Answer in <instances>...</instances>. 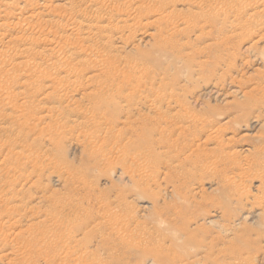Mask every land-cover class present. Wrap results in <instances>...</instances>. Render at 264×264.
<instances>
[{
	"label": "rangeland",
	"instance_id": "rangeland-1",
	"mask_svg": "<svg viewBox=\"0 0 264 264\" xmlns=\"http://www.w3.org/2000/svg\"><path fill=\"white\" fill-rule=\"evenodd\" d=\"M13 1L0 0V264H264V203L250 204L264 166L249 202L227 199L228 161L264 142V106L243 110L264 98V1L213 0L208 40L191 20L209 0L184 5L171 46L158 0Z\"/></svg>",
	"mask_w": 264,
	"mask_h": 264
},
{
	"label": "bare ground",
	"instance_id": "bare-ground-1",
	"mask_svg": "<svg viewBox=\"0 0 264 264\" xmlns=\"http://www.w3.org/2000/svg\"><path fill=\"white\" fill-rule=\"evenodd\" d=\"M10 1H12V0H10ZM15 1V0H14ZM10 2L12 5L11 6H13V5H15V3L17 2ZM23 1V0H22ZM25 1V0H24ZM38 1V0H37ZM36 1V2H37ZM71 1V0H70ZM79 1V0H78ZM91 1V0H90ZM95 1V3H96V1L97 0H94ZM125 1V0H124ZM129 0H127V2H126V4H128L129 2H131V1H129ZM194 1H197V0H158V2H157V5L158 6H155L156 7V10H154V12L155 11H158V13L159 12H164V11H166V10H168V11H166L165 13H164V16H162L161 18H160V22L162 23V27H163V31H165L166 32V30L168 31V29H169V33L171 34V36H167V37H165V39L162 41V43L161 44H163V45H169V46H171L172 44H170L171 43V40L173 39V36H174V34L176 33V32H178V29H179V27H178V25H180L183 21H186V22H188L187 21V19L185 18V19H183V17H182V14L180 13L183 9H181V7L183 8V6L184 5H188V4H190L191 2L192 3H194ZM213 0H209V3H207V5H208V9H204L203 11H200L199 13H197V14H195V15H193L194 17H195V20H191V22L193 21L194 23H201V26H199L197 29H198V32H197V37L198 38H203V40H208L207 38H205L203 35H204V32H205V28L203 27V23L205 22V21H207V18H206V16L205 15H207V14H212V13H216L215 11L217 10L216 8H215V6L213 5V4H211V2H212ZM263 1L264 0H259V1H257V3L259 2L260 4H262L263 3ZM26 2H28V1H26ZM45 2V1H44ZM72 2V1H71ZM120 2V1H119ZM206 2V1H205ZM215 2H216V0H215ZM235 2H236V0H235ZM34 3V2H33ZM76 3V2H75ZM90 3H92V2H90ZM94 3V2H93ZM101 3H102V1H101ZM100 3V4H101ZM110 3V2H109ZM118 3V2H117ZM121 3V2H120ZM124 3V2H123ZM137 4H138V2H136ZM144 3V2H143ZM143 3H140L141 5L143 4ZM234 3V2H233ZM233 3H231V8L233 9V8H235V4H233ZM71 4V3H70ZM85 4V3H84ZM89 4V3H88ZM99 4V5H100ZM105 4H107V1L105 0ZM104 4V5H105ZM122 4V3H121ZM240 5H243L245 8L247 7H251V3H249L248 1L247 2H240L239 3ZM16 5H18L17 3H16ZM15 5V6H16ZM37 5V4H36ZM39 5V4H38ZM44 5H45V3H44ZM46 5H47V3H46ZM95 5V4H94ZM98 5V6H99ZM114 5V4H113ZM131 5V4H130ZM134 5V4H133ZM148 5V4H147ZM15 6H13V7H15ZM23 6V5H22ZM42 6H43V3H42ZM48 6L49 5H47V8H48ZM103 6V5H102ZM101 6V7H102ZM127 6V5H126ZM54 7V6H53ZM69 7H70V5H69ZM114 7V6H113ZM122 7V6H121ZM132 7V6H131ZM191 7V6H190ZM218 7V6H217ZM221 7V6H220ZM4 8H5V6H4ZM3 8V9H4ZM17 8V7H16ZM46 8V7H45ZM51 8V7H50ZM72 8H73V6H72ZM83 8V7H82ZM86 8V7H85ZM109 8H111V7H109ZM117 8V7H116ZM202 8V7H201ZM254 8V7H253ZM2 9V8H1ZM2 9V10H3ZM10 9L12 10V8L10 7ZM14 9V8H13ZM20 9H22L21 8V5H20V8H19V10ZM29 9V8H28ZM44 9V8H43ZM105 9V8H104ZM193 9V8H192ZM27 10V8L25 9V10H21L22 12H24V11H26ZM51 10H52V8H51ZM50 10V11H51ZM86 10V9H85ZM94 10V9H93ZM96 10H98V9H96ZM135 10V9H134ZM10 11V10H9ZM9 11H8V13H9ZM18 11V10H17ZM20 11V12H21ZM49 11V12H50ZM83 11V10H82ZM126 11V10H125ZM198 11V10H197ZM11 12V11H10ZM29 12V11H28ZM48 12V11H47ZM131 12V11H130ZM262 13H264V10H262L261 11ZM4 13H6V12H4ZM8 13H6V14H8ZM15 13V12H14ZM36 13V12H35ZM70 13V12H69ZM75 13V12H74ZM86 13V12H85ZM88 13V12H87ZM156 13V12H155ZM5 14V15H6ZM11 14V13H10ZM16 14V13H15ZM20 14V13H19ZM22 14L23 15H25V13H21V16H22ZM31 14V13H30ZM38 13H36V16L38 17V15H37ZM72 14V13H71ZM91 14V13H90ZM102 13H100V15H101ZM117 14V13H116ZM124 14V13H123ZM163 14V13H162ZM161 14V15H162ZM194 14V13H193ZM235 14V13H234ZM239 14V13H238ZM253 14V13H252ZM2 15V14H1ZM0 15V16H1ZM17 15V14H16ZM29 15V14H28ZM49 15V14H48ZM53 15V14H52ZM58 15V14H57ZM125 15V14H124ZM134 15V14H133ZM139 15V14H138ZM188 15V14H187ZM13 16V15H12ZM36 16L35 17H32L31 19L33 20V18H36ZM40 16H42L41 14H40ZM46 16V15H45ZM90 16V15H89ZM94 16H95V14H94ZM102 16V15H101ZM10 17H11V15H10ZM18 17H20V16H18ZM84 17H86V16H84ZM91 17V16H90ZM100 17V16H99ZM133 17V16H132ZM235 17V16H234ZM5 18V17H4ZM3 18V19H4ZM8 18V17H7ZM29 18V17H28ZM97 18V17H96ZM101 18V17H100ZM99 18V19H100ZM126 18V17H125ZM138 18H139V16H138ZM23 19V18H22ZM44 19V18H43ZM116 19L118 20L119 18H117L116 17ZM129 19V18H128ZM136 19V18H135ZM182 19H183V21H182ZM188 19H189V17H188ZM1 21H2V19H0ZM4 20H6V18L4 19ZM28 20V19H27ZM26 20V21H27ZM29 20H30V18H29ZM45 20V19H44ZM91 20V19H90ZM89 20V21H90ZM108 20H111L110 18L108 19ZM122 19H119V21H121ZM125 20V19H124ZM39 21H41V20H39ZM81 21V20H80ZM83 21V20H82ZM88 21V22H89ZM92 21V20H91ZM103 21V20H102ZM182 21V22H181ZM4 22H9V21H4ZM3 22V23H4ZM96 22H98V20L96 21ZM100 22V21H99ZM109 22V21H108ZM107 22V23H108ZM2 23V22H1ZM10 23H13V22H10ZM10 23H7L8 24V27L9 26H11V25H9ZM40 23V22H39ZM55 23V22H54ZM76 23V22H75ZM85 23V22H84ZM110 23V22H109ZM185 23V22H184ZM6 24V23H5ZM17 24V23H16ZM44 24V23H43ZM64 24V23H63ZM68 24V23H67ZM80 23H78L77 25H79ZM83 24V23H82ZM92 24H94V22L92 21ZM100 23H98V24H94V26H97V25H99ZM18 25V24H17ZM22 25V24H21ZM20 25V26H21ZM27 25V24H26ZM29 25V24H28ZM54 25V24H53ZM60 25H61V23H60ZM69 25V24H68ZM77 25L75 26V27H77ZM85 25V24H84ZM102 25V24H101ZM106 25V24H105ZM185 25V24H184ZM33 26V25H32ZM56 26V25H55ZM54 26V27H55ZM64 26V25H63ZM82 27H83V25H81ZM88 26V28H90V27H92V26H90L89 24L87 25ZM108 26H109V24H108ZM115 26H118V25H116L115 24ZM0 27H1V25H0ZM16 27V26H15ZM18 27V26H17ZM57 27V26H56ZM62 27V26H61ZM60 27V28H61ZM65 27V26H64ZM64 27H62L63 28V30H64ZM104 27V26H103ZM10 28V27H9ZM14 28V27H13ZM21 28V27H20ZM19 28V29H20ZM68 28V27H67ZM87 28V29H88ZM102 28V27H101ZM112 28V27H111ZM110 28V29H111ZM118 28V27H117ZM131 28V27H130ZM15 29V28H14ZM54 29V28H53ZM68 29H70V27L68 28ZM79 29H81L80 27H79ZM78 29V30H79ZM84 29V28H83ZM97 29H98V27H97ZM100 29V28H99ZM10 31H11V29H9ZM8 30V31H9ZM18 30V29H17ZM58 30V29H57ZM56 30V31H57ZM67 30V29H66ZM72 31L74 30V31H76L75 29H71ZM105 31H107V29H104ZM4 31H5V29H4ZM7 31V32H8ZM84 31H86V30H84ZM89 31H92V30H90L89 29ZM102 31H103V29H102ZM264 31V30H263ZM59 32V31H58ZM77 32V31H76ZM99 32V31H98ZM56 33V32H55ZM64 33H65V31H64ZM75 33V32H74ZM80 34H79V36L80 35H82V33L81 32H79ZM84 33V32H83ZM86 33V32H85ZM90 33V32H89ZM97 33V32H96ZM118 33V32H117ZM256 33H258V32H256ZM0 34H1V32H0ZM5 34V33H4ZM7 34V33H6ZM105 34V33H104ZM112 34V33H111ZM151 34V33H150ZM196 34V33H195ZM11 37L13 36V35H11V34H9ZM63 35V34H62ZM61 35V36H62ZM119 35V34H118ZM53 36V35H52ZM86 36V35H85ZM88 36H89V34H88ZM87 36V37H88ZM259 36H261V37H263V33L262 34H259ZM258 36V37H259ZM1 37H2V34H1V36H0V39H1ZM66 37V36H65ZM19 38V37H18ZM55 38V37H54ZM81 38V37H80ZM83 38H84V35H83ZM91 38V37H90ZM93 38H94V36H93ZM98 38V37H97ZM105 38V37H104ZM10 39V38H9ZM14 39V38H13ZM12 39V40H13ZM21 39V38H20ZM53 39V38H52ZM11 40V39H10ZM10 41V42H13V41ZM5 40H3V43L2 44H4L5 42H4ZM49 41V40H48ZM54 41V40H53ZM52 40H51V42H53ZM57 41V40H56ZM97 41V40H96ZM1 42V41H0ZM15 42V41H14ZM36 42V41H35ZM43 42V41H42ZM39 43V42H38ZM56 43V42H55ZM60 43V42H59ZM95 43V42H94ZM13 44V43H12ZM26 44V43H25ZM107 44V43H106ZM1 45V44H0ZM9 45V44H8ZM17 45V44H16ZM39 45V44H38ZM48 45H50V44H48ZM55 45V44H54ZM95 45V44H94ZM23 47V46H22ZM94 47V46H93ZM9 48V47H8ZM85 48V47H84ZM13 49V48H12ZM109 49V48H108ZM1 50V49H0ZM8 50V49H7ZM20 50V49H19ZM95 50V49H94ZM9 51V50H8ZM25 52H26V50H25ZM41 52V51H40ZM40 52H38V54L40 53ZM0 53H1V51H0ZM22 53V52H21ZM24 53V52H23ZM43 53H45V52H43ZM7 54V53H6ZM30 54V53H29ZM2 55L3 54H1V57H2ZM27 55V54H26ZM45 55V54H44ZM54 55V54H53ZM39 56H41L40 54H39ZM49 57H50V55H48ZM55 56H58V55H55ZM28 57V56H27ZM44 57V56H43ZM46 57H47V55H46ZM46 57H44V58H46ZM7 58V57H6ZM42 58V57H41ZM58 58V57H57ZM60 58V57H59ZM75 58V57H74ZM79 58H80V56H79ZM84 58H85V56H84ZM3 59H4V57H3ZM11 59H13L12 57H11ZM31 59V58H30ZM39 59V58H38ZM37 59V60H38ZM52 59V58H51ZM71 59V58H70ZM72 59H73V57H72ZM115 59V58H114ZM2 60V59H1ZM6 60V59H5ZM47 60V59H46ZM56 60V59H55ZM77 60V59H76ZM34 61V60H33ZM52 61V60H51ZM57 61V60H56ZM67 61V60H66ZM66 61H65V63H66ZM69 61V60H68ZM67 61V62H68ZM74 61V60H73ZM7 62H8V60H7ZM72 61H70V63H71ZM2 64H3V60H2V62H1ZM54 63H55V61H54ZM74 63V62H73ZM6 64V63H5ZM64 64V63H63ZM79 64V63H78ZM65 65V64H64ZM67 65V64H66ZM65 65V66H66ZM68 65H69V63H68ZM61 66V64L59 65V67ZM65 66H63V67H65ZM74 66V65H73ZM2 67V66H1ZM0 67V68H1ZM63 67H61L62 69L61 70H63ZM80 67H81V65H80ZM77 68V67H76ZM135 68H136V66H135ZM2 71H3V69H1ZM137 70V69H136ZM11 73V72H10ZM11 75H12V73H11ZM8 77H10V76H8ZM49 79H51V78H49ZM8 80V79H7ZM69 81H73V80H69ZM75 81V80H74ZM239 81H241V80H239ZM10 82V81H9ZM20 82V81H19ZM79 82V81H78ZM248 83L250 82V81H247ZM61 82H59V84H60ZM64 83V82H63ZM62 83V84H63ZM68 82H66V84H67ZM82 83H83V81H82ZM78 84V83H77ZM245 84V83H244ZM9 85V84H8ZM22 85V84H21ZM61 85V84H60ZM249 85V84H248ZM256 85L257 86H260L261 88H264V75H262L261 76V78L256 82ZM13 86H14V84H13ZM67 86V85H66ZM73 86V85H72ZM245 86H246V84H245ZM61 87V86H60ZM62 87H63V85H62ZM61 87V88H62ZM69 87V86H68ZM86 87V86H85ZM242 87V86H241ZM1 88H3V86L1 87ZM0 88V89H1ZM64 88V87H63ZM14 89V88H13ZM19 89H20V87H19ZM38 89V88H37ZM76 89H77V87H76ZM12 90V89H11ZM82 90V89H81ZM20 91V90H19ZM39 91V90H38ZM10 92V91H9ZM21 92H23V90H21ZM70 92V91H69ZM77 92H79V91H77ZM23 94V93H22ZM25 94V93H24ZM108 94V93H107ZM21 95V94H20ZM28 96V95H27ZM68 96V95H67ZM24 97V96H23ZM67 99L69 98V97H66ZM28 99V98H27ZM29 100V99H28ZM34 100V99H33ZM72 100V99H71ZM26 101V100H25ZM70 101V100H69ZM29 103V102H28ZM38 103V102H37ZM72 103V102H71ZM14 104H16V103H14ZM22 104V103H21ZM67 104V103H66ZM17 105V104H16ZM16 105H14V107H16ZM39 105V104H38ZM37 105V106H38ZM6 106V105H5ZM9 106H12V105H9ZM250 106V107H249ZM263 106H264V98L262 99V100H257L254 104H252V105H247V106H245L244 108H243V110H248L249 109V112H250V114H251V111L254 109V110H258V109H261V108H263ZM8 107V106H7ZM40 107H42V106H40ZM47 107V106H46ZM45 107V108H46ZM157 107V106H156ZM19 108H21V106L19 107ZM24 108V107H23ZM158 108V107H157ZM15 109V108H14ZM16 109H18V108H16ZM15 109V110H16ZM21 111H22V109H20ZM24 110H25V108H24ZM161 110H159V112H160ZM259 111V110H258ZM4 112V111H3ZM6 112V111H5ZM8 114H10V113H8ZM15 115H13V117H14ZM69 116V115H68ZM11 117V116H10ZM12 117V118H13ZM264 117V116H263ZM38 120V119H37ZM59 120V119H58ZM40 122H41V120H40ZM78 125V124H77ZM2 126V125H1ZM84 126V125H83ZM73 127V126H72ZM75 127V126H74ZM2 128V127H1ZM6 130H7V128H6ZM5 130V131H6ZM33 130V129H32ZM38 130V129H37ZM40 131V130H39ZM42 131V130H41ZM44 131L46 132V130L44 129ZM4 132V131H3ZM48 132V131H47ZM219 132H221L220 130H215L214 131V135H212V138H208V141H209V143H211V144H213V146L210 148L212 151L213 150H216V148H218V146H220V145H218V144H214L215 142H214V138H216L217 136H218V134L217 133H219ZM40 133V132H39ZM87 133V132H86ZM98 133V132H97ZM224 133V132H223ZM82 134V133H81ZM103 134V133H102ZM21 135V134H20ZM90 135V134H89ZM76 136H77V134H76ZM82 136H84V135H82ZM22 137V136H21ZM48 137V136H47ZM74 137H75V135H74ZM81 138V136H78V138ZM88 137V136H87ZM91 137V136H90ZM227 139L228 140H231L232 139V137H227ZM81 140V139H80ZM79 140V141H80ZM87 140H89V139H87ZM92 140V139H91ZM77 141V140H76ZM94 141V140H93ZM16 142V141H15ZM19 142V141H18ZM20 143V142H19ZM96 143V142H95ZM16 144V143H15ZM92 144V143H91ZM21 145V144H20ZM198 147H200L201 149H204L205 151H207L208 149H205V146L202 144V143H200V144H198ZM21 148V147H20ZM23 148V147H22ZM31 149V148H30ZM255 154L253 155V156H251V157H242L241 155H240V153L239 152H237V154L235 155V157H234V161H228L229 162V164H230V166H231V169H232V175L229 177V180H228V183H229V187H230V191H229V189H228V192H227V199L229 200V201H233V202H235V203H240V204H245V203H247V202H249L250 201V194H251V191L249 190V186H248V183H247V181H248V179L250 180L253 176H254V174L256 173V170H259L260 169V166H264V142L263 143H260V144H257L256 146H255ZM244 151H250V149L249 148H246V149H244ZM33 170V169H32ZM57 171V170H56ZM255 172V173H254ZM261 175V177L264 179V174H260ZM6 176V175H5ZM14 176H16V175H14ZM25 182V181H24ZM32 182V181H31ZM30 182V183H31ZM30 185V184H29ZM262 187H263V191H262V196H255L256 198H254V201L252 202V203H250V204H252V206L254 207V206H256V207H258V206H260L261 204H263L264 203V183H262ZM4 197V196H3ZM15 197V196H14ZM2 198V197H1ZM18 198V197H17ZM21 198V197H20ZM26 198V197H25ZM260 199V201H259V199ZM6 200L8 199V198H5ZM27 199H29L28 197H27ZM10 200V199H9ZM23 200V199H22ZM25 200V199H24ZM39 201V200H38ZM37 201V202H38ZM2 202V201H1ZM17 203V202H16ZM1 204V203H0ZM9 204V203H8ZM31 204V203H30ZM255 204V205H254ZM18 205V204H17ZM17 205H15V206H17ZM25 205V204H24ZM32 206H33V204H31ZM48 205V204H47ZM9 206L10 205H8V206H5V207H7L8 209H10L9 208ZM14 206V207H15ZM19 206H21V205H18V207ZM28 206V205H27ZM36 206H38V205H36ZM11 207V206H10ZM26 207V206H25ZM44 208V207H43ZM241 209H243L244 210V206H241L240 207ZM13 209V208H12ZM23 209H26V208H23ZM11 210V209H10ZM16 211V210H15ZM24 211V210H23ZM22 211V212H23ZM26 211H28V210H26ZM32 211V210H31ZM42 211V210H41ZM35 212H37V211H35ZM13 213V212H12ZM215 212H210V214H209V216H207L208 218H213L214 217V214ZM21 214H23V213H21ZM30 214V213H29ZM29 214H28V216H29ZM35 213H33V215H34ZM261 214V216H263V220H264V211L262 212V213H260ZM31 215V214H30ZM48 215V214H47ZM258 214H256V216H257ZM27 216V217H28ZM4 217V216H3ZM6 217V216H5ZM31 217H32V215H31ZM36 217V216H35ZM224 217L226 218V219H228L229 221L230 220H234V218H235V216H231V215H224ZM10 218V217H9ZM13 218V217H12ZM18 218V217H17ZM34 218V217H33ZM37 218V217H36ZM45 218V217H44ZM15 219V218H14ZM18 220V219H17ZM16 220V221H17ZM27 221L28 220H30V218H28V219H26ZM38 220V219H37ZM41 220V219H40ZM44 220V219H43ZM14 221V220H13ZM23 221V218H22V220H21V222ZM34 221V220H33ZM39 221V220H38ZM20 222V223H21ZM24 222H26V221H24ZM34 222H36L37 223V221H34ZM10 223H12V222H10ZM14 223V222H13ZM30 223H32L31 221H30ZM29 223V224H30ZM47 223V222H46ZM19 224V223H18ZM18 224H17V226H18ZM10 225V224H9ZM8 225V226H9ZM22 225V224H21ZM25 225V229L27 228L26 226V224H24ZM32 225H33V223H32ZM38 225V224H37ZM36 225V226H37ZM230 225V224H229ZM7 226V225H6ZM20 226V225H19ZM18 226V227H19ZM233 226H235V227H237V226H239V223H237V224H235V225H233ZM24 227V226H23ZM32 228H34L33 226H31ZM7 228V227H6ZM5 228V229H6ZM42 228V227H41ZM14 229H16V228H14ZM22 229V228H21ZM24 229V228H23ZM22 229V230H23ZM30 229V228H29ZM29 229H28V231L27 232H29ZM13 230V229H12ZM17 230V229H16ZM21 230V231H22ZM31 230V229H30ZM231 230V228L228 226V225H226L225 226V231L226 232H229ZM0 231H1V229H0ZM18 231V230H17ZM2 232V231H1ZM10 232V231H9ZM13 232H14V230H13ZM42 232H44V231H42ZM27 234V233H26ZM31 234V233H30ZM30 234H29V236H30ZM20 235V234H19ZM26 236V235H25ZM40 236V235H39ZM19 237V236H18ZM28 237V236H27ZM33 237V236H32ZM241 237H242V241H244L245 243H249V242H254V239H253V236H252V234L250 233V232H248V231H244V233H242L241 234ZM43 237H41V239H42ZM139 238V237H138ZM263 238V240H264V236H262V237H260L259 238V240H260V242H261V239ZM31 239V238H30ZM29 241V240H28ZM42 241V240H41ZM14 242V241H13ZM17 242V241H16ZM205 242L206 241H202L201 242V245L200 246H203L204 244H205ZM34 243V242H33ZM15 244V243H14ZM19 244V243H18ZM44 244H45V242H44ZM44 244H43V246H44ZM28 245V244H27ZM17 246H19V245H17ZM160 248H162V245H158ZM23 247V246H22ZM28 247V246H27ZM40 247V246H39ZM245 247H247V246H245ZM251 247V246H250ZM13 248V247H12ZM18 248V247H17ZM21 249V248H20ZM23 249H24V247H23ZM40 249H41V247H40ZM44 249V248H43ZM262 249V245H261V243H260V245H258L256 248H254V249H252L251 248V250L250 251H260ZM46 250V249H45ZM10 251H11V248H10ZM13 252V251H12ZM11 252V253H12ZM46 252H48V251H46ZM80 252H82V250L80 251ZM242 252H243V247L242 248H239L238 249V251L236 252V253H233V252H231V253H229V255L231 256V255H241L242 254ZM79 253V252H78ZM83 253V252H82ZM219 253H222V250H221V248H220V251H219ZM61 254V253H60ZM79 254H81V253H79ZM78 254V255H79ZM45 255H47V254H45ZM5 256L7 257V255L5 254ZM74 258H75V256H74ZM58 259V258H57ZM90 260V259H89ZM92 261V260H91ZM85 262V261H84ZM87 262H89V261H87ZM19 263H20V261H19ZM24 263H26V261L24 262ZM23 263V264H24ZM18 264V263H17ZM79 264V263H78ZM238 264V263H237Z\"/></svg>",
	"mask_w": 264,
	"mask_h": 264
}]
</instances>
